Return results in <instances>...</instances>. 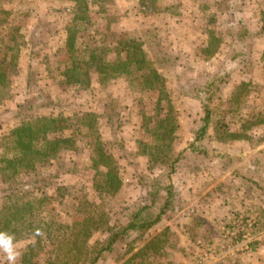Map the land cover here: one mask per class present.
Here are the masks:
<instances>
[{
    "label": "rangeland",
    "instance_id": "obj_1",
    "mask_svg": "<svg viewBox=\"0 0 264 264\" xmlns=\"http://www.w3.org/2000/svg\"><path fill=\"white\" fill-rule=\"evenodd\" d=\"M134 1L0 0V63L6 73L0 88V222L9 214L6 207L27 201L14 199L17 185L33 192L38 204L43 201L42 206L34 203L44 209L34 226L49 233H43L34 252L35 264H48L62 251L70 253L65 263L76 264L73 228L86 224L84 213L92 209L82 202H103L113 232L127 225L134 205L150 204L153 198L155 218L172 185L178 211L170 207L150 230L130 232L97 264H210L222 247L246 250L223 232L222 247L197 244L192 234L196 248L177 250L172 221L184 214L191 197L229 204L230 218L222 228L236 216L255 221L257 243L243 252L264 245V203L257 191L264 195V0H156L153 7L148 2L132 7ZM79 5L84 21L75 24ZM232 12L253 32L243 52L244 68L233 61ZM132 44L139 48L132 56H140L143 47L147 66L156 67V62L160 67L164 91L159 84L146 86L134 66L130 72L114 69L107 78L85 67L77 72V83L65 75L78 54L97 49L106 63L117 65ZM216 74L228 75L227 81L213 105L207 136L196 142L205 115V98L196 90ZM30 117H62L63 129L48 136L72 138L74 144L37 160L34 169L18 167L13 176L2 160L17 156L10 134ZM232 133L243 138L234 140ZM101 154L113 158L122 179L113 197L98 189L108 171L98 163ZM11 226L19 233H3L0 224V264H22L37 238L24 222ZM107 229L93 232L90 249L106 245Z\"/></svg>",
    "mask_w": 264,
    "mask_h": 264
},
{
    "label": "trees",
    "instance_id": "obj_2",
    "mask_svg": "<svg viewBox=\"0 0 264 264\" xmlns=\"http://www.w3.org/2000/svg\"><path fill=\"white\" fill-rule=\"evenodd\" d=\"M142 7H146V3L148 2V5L151 7L155 6L157 1L156 0H140L139 1ZM83 5H79L76 12L78 14L74 17V23L77 24L78 22H83V17L81 16V8ZM85 13L88 11V6H85ZM85 13H82L84 15ZM231 15L233 16V25L231 24L233 28H229L228 32L230 36L232 37L233 43L235 44L234 47V55H233V61H239L240 67L244 68L248 61H246L243 56L245 50H249V45L247 44L250 42V40L253 38V32L251 29L245 25V19L243 17H239L240 19L237 20V17H235V12H232ZM85 19V18H84ZM77 27V25H76ZM76 45V32H72L70 35V41H69V47L71 51L73 52L75 50ZM139 50L138 45L131 46L130 51H128L127 48V55L126 58L122 61H120L117 65L116 64H109L105 62V59H103L99 54L97 49H90L89 52L86 54L87 56H81L78 54V57L76 59H73V66L71 69H69L65 75L68 78L69 81L73 82H79V79H77V72L85 67L89 69H95L96 73H99L100 75H104L106 78L110 75V71L116 70L119 67L121 69H125V72H130V66L136 67L135 72L137 74L141 75V78H145L144 84L146 86L149 84L152 86H157L159 84L160 87H165V82L162 80L161 73L159 71V68L155 62V66H150V68L147 66V58L146 53H144L143 47H141L140 50V56L134 57L132 56L133 51ZM243 53V54H242ZM87 73V72H86ZM5 77L6 73L3 68V64L0 63V88L5 83ZM227 76H220L219 74H216L212 76L208 81H206L202 86L197 88L196 92L199 93L200 96L205 98V105H204V112L205 115L203 117V126L198 131L195 141L201 142L205 139L208 133V129L211 123V119L213 116V105L218 100V94L221 91L222 85L226 84ZM162 100V99H160ZM2 101V97L0 98V103ZM34 107L29 108V111H32ZM28 110V109H27ZM18 114H22V111H18ZM30 121L22 123V125L16 129H14L11 132V138L14 141L15 149L17 151V156H15L13 159H3L2 163L5 164V171L9 173H13L12 175L15 176L17 172H19V168L22 169H34V163L37 162V160H41V158H46L51 156L52 154L59 153L62 149H68L67 145L72 146L74 143L72 142V138H55L54 140H50L48 134L53 133L55 131H60L63 128H61L62 125L60 121H63L62 117L59 118H44V119H31ZM48 120V121H46ZM42 121H46L42 126H40L39 122L42 123ZM240 134V133H239ZM236 135V133H232L231 137L234 140L243 138L242 135ZM175 135V131L172 132V137ZM46 149V150H43ZM71 149V147H69ZM69 150V149H68ZM46 151V152H45ZM100 159L98 160V163L101 165H104V168H106L108 171L106 173V181L103 186H99L98 189L101 192H104L106 195L113 197L122 187V179L119 176V172L116 168V164L111 156H105L101 154ZM104 162V163H103ZM24 188V187H23ZM14 189H19L16 193V198H14L17 202L19 200H27L24 205L21 207H14L10 205V207H6L8 209L9 214L6 215L4 219L0 222L2 226V232L3 233H19L16 229H12L11 224L24 222V228L28 230H32L35 232L37 238H35V243H31L29 245V253H26L24 255V260L22 264H35L32 260V257L34 255V252L37 247H41L43 243V233L48 234L46 230H43L41 225H38V229L34 226V221L42 218L44 214V209L42 208H35L34 203L38 204L37 199L31 195V191H27L26 189H21L19 185L14 187ZM175 188L174 186H169L167 190V197L165 200L164 205L159 209L160 211L156 215L155 218H152V208L155 205L156 199L153 198L152 202L150 204L140 203L138 205H134L133 209V215L127 222V225L125 227L118 228L116 230L112 231L111 226L108 227V215L107 211L103 209L104 203H85L82 202V204L85 206L84 208H92L90 213L85 211L83 216V221L86 222V224L79 227V225H75L73 228L75 236V263L76 264H97L100 260V258L104 255L106 252L112 251V248L121 241L127 234L130 232H139V231H148L155 225H157L161 220L162 217L168 213L170 207L172 209L174 208L175 203ZM12 198L8 197V200ZM43 201H41L40 206H42ZM16 204V203H15ZM7 206V205H6ZM36 212H38V215H36ZM31 220L33 222H31ZM44 219H42L43 221ZM28 221V223H26ZM43 223V222H42ZM39 223V224H42ZM107 226L108 233L110 232V237L106 243L101 248L96 247H89V242L93 236V232L99 231L101 227ZM69 226H66L65 229H67ZM45 231V232H42ZM51 238V236L49 237ZM162 242V239H160ZM34 242V241H33ZM52 242H54V239H52ZM257 242L254 241V243L251 244L252 248H254V244ZM155 244V243H154ZM149 245H146L144 248L140 249V252H144V250H147ZM77 253H79L80 257H77ZM63 255V256H62ZM69 252L63 251L56 255V258L54 261H49L48 264H67L65 261L67 260V257H69ZM64 262V263H63Z\"/></svg>",
    "mask_w": 264,
    "mask_h": 264
},
{
    "label": "crops",
    "instance_id": "obj_3",
    "mask_svg": "<svg viewBox=\"0 0 264 264\" xmlns=\"http://www.w3.org/2000/svg\"><path fill=\"white\" fill-rule=\"evenodd\" d=\"M139 1L140 0L134 1L132 7L136 2L140 4ZM89 9H91L90 6ZM231 24L233 25V23H230V26ZM262 56H264V53ZM257 191L264 203V195H262L260 190ZM174 204L175 207L173 209L178 211L179 206L176 201ZM184 204H186L184 214H180L172 221L174 226L173 228L176 232L175 235L173 233L174 231L172 232V236L175 237V239H172V243L175 240L174 245L177 247L176 249L179 250L181 248L182 251H184V249L189 251V248L195 247L196 244L191 245V240H194L191 237L192 234L198 238L199 241L197 244L199 242H210V244L214 243L213 246L219 248L222 244L221 225L223 222H226L228 218H230L227 214L229 204L224 203L222 205L221 203H216L214 199L213 202L211 200H202V198L198 200L197 197L188 198ZM175 215L176 214H174V217ZM179 217L180 219H178ZM178 223L181 225L179 226ZM208 233H210L212 239L209 238ZM177 236L179 237V242L176 241ZM202 237L203 239H200ZM174 245L173 247H175ZM261 246L262 245H260V248L258 247L257 249H254L252 253L243 252L246 250H242L241 248L228 247L226 249V247L221 246L222 249H217L221 252V254H218L215 258H213L210 264H264V245L262 247Z\"/></svg>",
    "mask_w": 264,
    "mask_h": 264
},
{
    "label": "built area",
    "instance_id": "obj_4",
    "mask_svg": "<svg viewBox=\"0 0 264 264\" xmlns=\"http://www.w3.org/2000/svg\"><path fill=\"white\" fill-rule=\"evenodd\" d=\"M222 232L232 244L244 245L247 251L258 235L255 233V221L242 215L231 219L229 225L223 226Z\"/></svg>",
    "mask_w": 264,
    "mask_h": 264
}]
</instances>
